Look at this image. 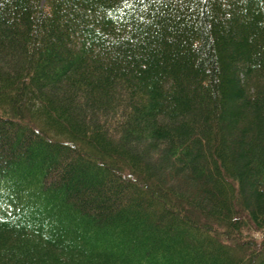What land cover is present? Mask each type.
<instances>
[{
    "label": "trees",
    "instance_id": "obj_1",
    "mask_svg": "<svg viewBox=\"0 0 264 264\" xmlns=\"http://www.w3.org/2000/svg\"><path fill=\"white\" fill-rule=\"evenodd\" d=\"M0 264H264V0H0Z\"/></svg>",
    "mask_w": 264,
    "mask_h": 264
}]
</instances>
